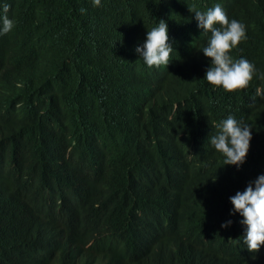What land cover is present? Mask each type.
I'll list each match as a JSON object with an SVG mask.
<instances>
[{
	"label": "trees",
	"instance_id": "1",
	"mask_svg": "<svg viewBox=\"0 0 264 264\" xmlns=\"http://www.w3.org/2000/svg\"><path fill=\"white\" fill-rule=\"evenodd\" d=\"M213 3L245 25L230 55L255 66L247 89L204 79L211 33L188 9ZM123 15L183 34L148 100H113L95 72L132 50L114 36ZM24 19L44 42L26 61L0 46V264H264L229 201L264 174V0H32ZM228 116L252 128L239 169L210 142Z\"/></svg>",
	"mask_w": 264,
	"mask_h": 264
},
{
	"label": "clouds",
	"instance_id": "2",
	"mask_svg": "<svg viewBox=\"0 0 264 264\" xmlns=\"http://www.w3.org/2000/svg\"><path fill=\"white\" fill-rule=\"evenodd\" d=\"M39 1L45 5L51 2ZM31 3L32 0H0V46L3 43L18 45L17 58L24 61L30 54L40 50L44 42L43 35L31 28L24 19V8ZM93 4L98 7L101 0H93ZM114 10L112 5L102 18L101 26L112 21ZM188 10L195 14L197 27L203 32L211 33L208 45L201 51L211 61L204 79L227 92L247 89L255 73V66L244 58L234 60L230 55L241 41L247 39L245 25L235 19L229 20L225 6L220 3L205 7V12L198 11L195 7ZM51 13L50 10L49 14ZM182 35L175 33L170 23L163 18L149 25L142 24L140 29V23L135 17L121 16L115 26L114 36L121 46L131 40V52L120 58L118 51L111 47L94 57L95 72L105 69L101 82L116 88L117 95L113 100L132 103L151 99L157 89L152 78L156 73L167 71L172 62L170 58L180 47L176 38ZM112 57L115 62L107 69ZM59 65L58 61L52 68ZM262 92L264 90L257 89V95ZM217 127L219 132L210 138L211 144L223 154L224 165L239 169L246 161L252 128L232 116L221 121ZM229 201L233 206L230 214L238 213L243 217L240 221L245 226L243 243L255 259V253L264 245V174L250 181L242 192L237 191L234 196L229 197ZM231 223L230 220L226 221L221 227L226 228Z\"/></svg>",
	"mask_w": 264,
	"mask_h": 264
}]
</instances>
